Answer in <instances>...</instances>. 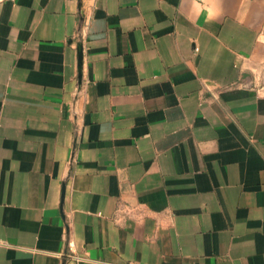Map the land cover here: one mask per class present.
Wrapping results in <instances>:
<instances>
[{
	"label": "crops",
	"instance_id": "obj_1",
	"mask_svg": "<svg viewBox=\"0 0 264 264\" xmlns=\"http://www.w3.org/2000/svg\"><path fill=\"white\" fill-rule=\"evenodd\" d=\"M0 264H264V0H0Z\"/></svg>",
	"mask_w": 264,
	"mask_h": 264
},
{
	"label": "water",
	"instance_id": "obj_2",
	"mask_svg": "<svg viewBox=\"0 0 264 264\" xmlns=\"http://www.w3.org/2000/svg\"><path fill=\"white\" fill-rule=\"evenodd\" d=\"M78 55H79V64H78V66H80V64H81V47L79 46L78 47Z\"/></svg>",
	"mask_w": 264,
	"mask_h": 264
}]
</instances>
